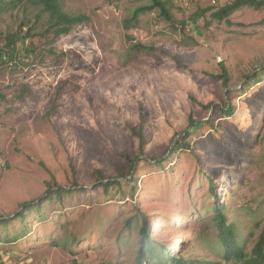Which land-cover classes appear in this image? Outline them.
Returning <instances> with one entry per match:
<instances>
[{
	"label": "rangeland",
	"instance_id": "374dc122",
	"mask_svg": "<svg viewBox=\"0 0 264 264\" xmlns=\"http://www.w3.org/2000/svg\"><path fill=\"white\" fill-rule=\"evenodd\" d=\"M168 1L172 22L132 19L151 0H61L87 19L57 38L30 0L0 9V49L36 26L0 58V264H136L142 227L158 253L224 262L220 202L247 249L264 233V8L220 21L233 0Z\"/></svg>",
	"mask_w": 264,
	"mask_h": 264
},
{
	"label": "trees",
	"instance_id": "16d2710c",
	"mask_svg": "<svg viewBox=\"0 0 264 264\" xmlns=\"http://www.w3.org/2000/svg\"><path fill=\"white\" fill-rule=\"evenodd\" d=\"M30 2L38 7L42 13L47 15V28L44 30V32H46V34L48 32H52L55 38L70 32L75 24L86 21L87 19L86 15L72 14L67 12L64 9L61 0H30ZM10 3L14 4V0H0V9H3L4 5H8ZM242 7H251L259 10L264 8V0H233L223 5L218 10L212 12L211 15L213 18L220 21L228 20L233 12L239 10ZM154 9H158L160 14L167 21H174V16L172 14L171 6L169 5L168 0H151V3L149 4L138 6L132 15V19H136V17L141 13L152 11ZM209 10H211L210 7L202 9L200 13L196 15V17L205 15ZM38 17H41V15H38ZM33 23H35V21L31 22L30 24ZM30 24L28 26L29 28L25 31L24 34H20V32L16 31L13 33H9L5 37V42L0 49V58L3 62H10L14 59L16 53L18 52L19 42L25 41L30 36H34V33L32 31H34L36 26L33 27ZM142 47L146 48L147 46L141 43L133 44V48L135 49H141ZM149 49L152 50V47H150ZM28 52H30V49H28ZM221 67L222 73L216 75L214 74L213 76L216 78H222L223 83L226 86L229 81V74L224 63H221ZM224 110L226 111V115H232L237 111V108L232 105L230 107L229 105V108H224ZM202 125L203 123H197L196 120H194V118L191 116L189 127L192 126L193 128L190 129L191 131L189 130L190 132L185 131L186 135L182 137L181 140H178L175 143L174 147L170 148L171 152H174L181 147H185V145L189 146L190 144L186 142L185 137L200 129ZM139 131H137L136 133L139 135L141 141L143 142L144 136ZM125 158L128 163V173H130L134 168L135 158L129 157L128 155H126ZM200 172H204V170L201 169ZM98 173L100 175V178H103V174L100 171ZM206 177L210 181V194L214 196L216 193L215 181L211 176ZM118 183L119 181L115 179L114 181H107L103 183L102 186L106 189V191H108L109 187ZM57 191H65V189L59 187ZM27 204L28 203H24L23 206H27ZM36 206L38 205L34 204L33 208L35 209ZM211 209L214 211L211 218L216 223L217 240L226 249L224 262L218 261L214 264H264V233L260 235L251 249H247L244 245L239 243V230L237 224L234 222V220H231L229 211L227 210L226 206L220 202L215 203L213 206H211ZM28 212H30V210ZM19 215L22 218H25L26 214L21 212ZM9 223H11L10 219H5L4 217L0 219V224L6 226ZM141 232L144 235L145 239L142 240L136 264H200V261H198L197 259L191 260L189 258H186L182 254L179 255L177 251L173 253L168 250L167 255L161 254L160 252L158 253V249L152 244V240H146L148 237V230H146V227H142ZM153 255H155L156 258Z\"/></svg>",
	"mask_w": 264,
	"mask_h": 264
}]
</instances>
